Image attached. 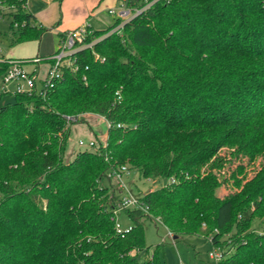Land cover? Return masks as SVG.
<instances>
[{"label":"trees","instance_id":"16d2710c","mask_svg":"<svg viewBox=\"0 0 264 264\" xmlns=\"http://www.w3.org/2000/svg\"><path fill=\"white\" fill-rule=\"evenodd\" d=\"M26 4L0 0L12 46L44 31ZM118 23L93 27L85 42H95L72 55L77 69L61 66L43 95L0 104V264H165L145 241L155 218L175 240L209 238L222 251L215 264H264L254 225H264V162L243 182L241 162L225 175L243 147L220 153L264 126V0L159 1L106 34ZM85 113L110 123L106 141L76 143L67 159ZM65 115L77 118L68 126ZM121 166L166 180L143 194L147 212L124 209L133 223L122 235L111 219L121 197L101 184ZM229 182L235 190L217 194Z\"/></svg>","mask_w":264,"mask_h":264},{"label":"rangeland","instance_id":"374dc122","mask_svg":"<svg viewBox=\"0 0 264 264\" xmlns=\"http://www.w3.org/2000/svg\"><path fill=\"white\" fill-rule=\"evenodd\" d=\"M115 2L111 5L107 2L102 3L100 7V12L97 17L98 20L91 17L87 20L91 26L97 29L105 28L113 23L111 16L107 14L106 8L115 6ZM5 10L0 11V54L6 58H13L19 55H28L36 50L37 42L29 41L23 46L11 45V28H10V15L4 14ZM113 32L110 30L109 34ZM44 33V38L40 40L42 44L47 48V50L52 49L57 45L59 35L50 30H46ZM55 49V47H54ZM24 69L27 71H32L35 68L33 63H26L23 65ZM45 68L44 62L39 65L38 71L43 72ZM38 86L40 82L37 81ZM1 79H0V90H1ZM9 88L12 89V83L9 84ZM14 99L13 91L11 93L4 94L0 104L6 102H12ZM107 127L105 121L100 116H94L91 114H80L77 123L73 124L70 128L69 139L67 141V153L66 158L69 159L78 149L75 145L79 139L89 140L97 135L98 138L102 139L104 143L106 141ZM239 146H242V153H240L239 160H236L231 167L227 168L226 174H229L230 170L238 163L241 162L245 165V179L243 182L248 181L259 168L261 163L264 162V126L258 127L253 125L246 134L241 137L236 136L233 141L225 146L221 150L222 155H226L230 158L229 151H237ZM128 169V168H127ZM129 170V169H128ZM129 175H123L124 182L131 192L134 194H144L145 192L155 189L161 186L163 183L160 180L155 181L142 177L138 172L129 170ZM102 185H112L115 195H120L121 189L118 187L117 180L115 177L110 179V183L107 179L101 180ZM235 189L230 185V182L221 186L217 190V194L222 195L223 193L232 192ZM122 193L124 191L122 190ZM262 218L257 216L255 218V230H264V225L259 223ZM117 222L122 228H127L132 226V218L124 210H119L117 213ZM144 232L146 245L149 247H154L159 244L160 257L165 262V264H215V260L210 257V252L213 248L209 238L202 235L186 234L180 236L177 240L169 237L167 235L166 229L161 225H154V223L149 220L144 222ZM164 238V240H162Z\"/></svg>","mask_w":264,"mask_h":264},{"label":"built area","instance_id":"2783aa9c","mask_svg":"<svg viewBox=\"0 0 264 264\" xmlns=\"http://www.w3.org/2000/svg\"><path fill=\"white\" fill-rule=\"evenodd\" d=\"M159 1L169 2V0H117L115 6L107 8V14L112 17L113 21L118 20L119 23L112 29V31L120 32L122 26L147 11L155 3ZM27 8V4L25 5ZM16 26V24H14ZM93 32V26L85 22L82 25L67 29L61 36L57 50L46 58H41L40 56H35L30 59H20L2 56L0 54V61H5L8 63V68L0 76L1 79V92L13 94H27L35 90H38L41 95H43L47 89L53 87L54 83L61 77V66L66 65L72 67L75 71L77 66L74 65L75 58L72 57L73 53L78 49L91 47L95 40L91 42H85V38ZM46 59H50L53 63L46 67L44 74L38 71L39 65ZM26 63H33L35 68L32 71H27L24 69L23 65ZM85 79V77H83ZM37 81L40 82L38 86ZM13 85V88H9V84ZM76 116L65 115L67 125L69 126L71 122L76 120ZM106 125L109 126L110 123L105 121ZM117 127H121V124H117ZM78 146L87 145L92 150H97L100 142L95 139L89 140H78ZM129 170L126 166H121L119 170L110 169L107 172V176L111 179L115 177L117 180L118 187L121 189L120 201L117 204V208L114 209L111 219L115 221V230L118 234H124L128 232L132 227L122 228L117 222V213L119 210L124 209H141L147 212V207L142 201L143 194H134L127 187L124 182L123 175H129ZM174 178H170L168 182H173ZM166 181H162L164 184ZM122 190L124 193H122ZM154 225L163 226L167 235L173 238L172 232L162 223L159 218L154 219ZM164 240V238H162ZM222 251L218 247H213L210 252V257L218 261L222 256Z\"/></svg>","mask_w":264,"mask_h":264},{"label":"crops","instance_id":"0c3cea01","mask_svg":"<svg viewBox=\"0 0 264 264\" xmlns=\"http://www.w3.org/2000/svg\"><path fill=\"white\" fill-rule=\"evenodd\" d=\"M104 2H107L111 5L114 2L116 3L117 0H27V9L32 13L34 17V23L43 27L44 31L38 40L32 41L37 42L35 51L28 55H19L13 58L30 59L35 56L46 58L53 54L58 48L61 34H63L67 29L82 25L91 17L98 20L97 15L100 12L99 10L102 3ZM46 30H50L59 35L58 43L56 46H54L55 49L53 47L52 49L47 50L44 44H42L43 41H40L42 37L44 38L46 34L44 32ZM25 43L27 42L17 45L23 46ZM101 140L102 139L97 137V141L102 143Z\"/></svg>","mask_w":264,"mask_h":264},{"label":"water","instance_id":"95a60500","mask_svg":"<svg viewBox=\"0 0 264 264\" xmlns=\"http://www.w3.org/2000/svg\"><path fill=\"white\" fill-rule=\"evenodd\" d=\"M173 239H175V237L173 236Z\"/></svg>","mask_w":264,"mask_h":264}]
</instances>
